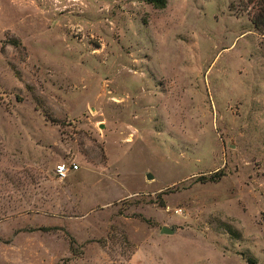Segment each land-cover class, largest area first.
Segmentation results:
<instances>
[{"label": "rangeland", "instance_id": "1", "mask_svg": "<svg viewBox=\"0 0 264 264\" xmlns=\"http://www.w3.org/2000/svg\"><path fill=\"white\" fill-rule=\"evenodd\" d=\"M261 6L0 0V264H264Z\"/></svg>", "mask_w": 264, "mask_h": 264}, {"label": "trees", "instance_id": "2", "mask_svg": "<svg viewBox=\"0 0 264 264\" xmlns=\"http://www.w3.org/2000/svg\"><path fill=\"white\" fill-rule=\"evenodd\" d=\"M147 3L151 4L156 9H163L166 5V0H145ZM254 28L262 33L264 36V6L258 8L257 13L251 19Z\"/></svg>", "mask_w": 264, "mask_h": 264}, {"label": "built area", "instance_id": "3", "mask_svg": "<svg viewBox=\"0 0 264 264\" xmlns=\"http://www.w3.org/2000/svg\"><path fill=\"white\" fill-rule=\"evenodd\" d=\"M78 165L71 163L69 165L66 164H58L55 167V174L58 177V179L63 180L65 179L70 172L77 171Z\"/></svg>", "mask_w": 264, "mask_h": 264}, {"label": "water", "instance_id": "4", "mask_svg": "<svg viewBox=\"0 0 264 264\" xmlns=\"http://www.w3.org/2000/svg\"><path fill=\"white\" fill-rule=\"evenodd\" d=\"M146 178H147L148 180H150V179L152 178L151 174H147ZM160 233H161V234H166V235H171V234L174 233V229H170V228H167V227H162V228L160 229Z\"/></svg>", "mask_w": 264, "mask_h": 264}, {"label": "crops", "instance_id": "5", "mask_svg": "<svg viewBox=\"0 0 264 264\" xmlns=\"http://www.w3.org/2000/svg\"><path fill=\"white\" fill-rule=\"evenodd\" d=\"M73 172H75V171H73ZM73 172H70L69 174H71V173H73Z\"/></svg>", "mask_w": 264, "mask_h": 264}]
</instances>
